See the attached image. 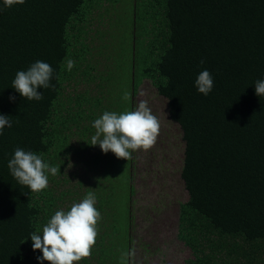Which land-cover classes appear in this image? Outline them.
Wrapping results in <instances>:
<instances>
[{"label":"trees","instance_id":"1","mask_svg":"<svg viewBox=\"0 0 264 264\" xmlns=\"http://www.w3.org/2000/svg\"><path fill=\"white\" fill-rule=\"evenodd\" d=\"M102 1L24 0L0 11V113L12 121L0 135V264H40L42 252L33 250L30 234L42 232L57 210L81 202L94 185L114 190L113 183L102 185L111 179L85 181L90 172L72 169L87 155L101 161L100 147L89 145L93 121L124 105L119 95L107 103L118 87L101 91L106 79L125 91L129 83L130 103L122 110L130 105V111L140 85L150 80L183 131L181 178L189 197L180 204L177 236L191 255L180 264H264V96L255 92L264 79V0H158L165 30L156 32L160 25L152 21L155 43L139 56V0H130L129 25L122 27L118 6ZM102 9V16L111 14L105 36L92 24ZM119 27L128 29L130 52L117 50ZM66 58L75 61L71 72ZM37 60L53 68L52 87L39 89L41 100L28 101L12 81ZM204 69L214 78L207 97L195 87ZM18 147L60 168L39 193L10 174L8 161ZM71 178L80 179L72 184ZM126 191L132 203L130 180ZM99 211L91 255L74 264H120V243L111 236L125 232L123 219L132 248V211L122 220L112 210Z\"/></svg>","mask_w":264,"mask_h":264},{"label":"rangeland","instance_id":"2","mask_svg":"<svg viewBox=\"0 0 264 264\" xmlns=\"http://www.w3.org/2000/svg\"><path fill=\"white\" fill-rule=\"evenodd\" d=\"M157 1L139 0V17L141 18L140 31L143 33L141 35L144 46L138 51V56L143 55V53L147 55L151 48L150 45L155 43V36L152 34L154 25L152 21L157 19L160 25L156 29V32L158 30H165V25H163V21L161 20L162 8H160V4ZM112 2L114 6H118L116 24L121 27L129 25L127 23L130 16L128 6L131 1L112 0ZM107 4H109L107 0L102 1L103 6ZM103 14H105L104 9H102V12L101 10L94 12L92 24L93 31H97L100 28V32L96 33H101V35L103 34L105 36V30L108 29L109 22L111 21V14L102 16ZM127 32V28H125V31L120 28L119 45L117 48L119 52L125 49L129 52L132 51L130 49L132 46H125L130 42L126 38L128 35H125ZM98 42L97 40L95 44L98 45ZM122 42H125V44L122 45ZM124 47L126 48L123 49ZM95 51L98 52V49H95ZM138 68H142L141 63H138ZM109 82L111 83L109 84ZM101 83L102 85L99 83L101 91H108L113 85L118 87L114 91H111L114 95L108 96L107 103L115 101V95L122 97V94L129 92L130 89L129 83L125 86L127 89L125 91L124 88L119 87V84H115V79L111 81L110 79H106ZM104 99L106 100L105 97ZM123 101L124 105L126 103L128 104L130 103V98L127 101ZM132 101L134 103V109L138 107L141 101H146L153 114L158 118L160 130L156 143L148 150L141 149L133 152L132 156L127 159L119 158L112 152L109 154V157L112 159H107V154L99 149L97 151L99 153L97 158H100L101 161L90 158L87 155L84 157L87 159L77 160L79 164L72 169L79 170L82 174L90 172L87 177L89 179L102 177L103 179L112 180V182L103 181L102 185L105 188L113 183L115 185L113 191L112 189L103 190L98 185L93 186L92 190L94 193H92V190H87L88 193L94 194L95 200L97 201L95 207L98 210H101L103 207L106 213L112 210L116 213L115 215L118 214L121 217V220L123 219L122 216L128 218L129 213L131 214L132 211L133 220L130 230L132 247L135 248L136 252L133 264H180L191 255L190 249L177 236L180 204L187 201L189 197L181 178L185 150L183 131L179 124L171 119L167 99L158 94L157 89L150 80L146 79L142 82L138 94ZM84 103L93 104L89 100ZM98 103L99 101H96V104ZM123 106H117L113 110L118 113L130 111V105L125 106L122 110ZM131 158H133L132 161ZM132 175H134L132 185L134 186L135 192L131 200L132 203H129L126 188ZM71 179L72 184L79 181V179ZM99 184L101 185L100 182ZM85 188L87 189L88 186H85ZM80 194H83V190H80ZM105 201L106 204L104 205L103 202ZM123 221L125 232L117 236H111L112 239L120 243L118 247L116 246L117 249L115 250L119 251L120 256L123 250L129 248V228L126 219H123ZM107 255L111 256L110 253ZM108 260L111 261V259Z\"/></svg>","mask_w":264,"mask_h":264},{"label":"clouds","instance_id":"3","mask_svg":"<svg viewBox=\"0 0 264 264\" xmlns=\"http://www.w3.org/2000/svg\"><path fill=\"white\" fill-rule=\"evenodd\" d=\"M15 3H24V0H0V11L5 7H12ZM74 66L75 61L66 58V70L71 72ZM53 73L49 63L37 60L27 70L16 73L12 88L28 101H39L43 98L39 89L52 87ZM195 87L197 92L205 97L211 94L214 78L209 70L204 69L198 74ZM255 92L259 97L264 96V79L256 81ZM130 95L131 93L124 92L122 99L127 101ZM10 99L14 101L15 97ZM9 117L0 113V135H3L6 127H12ZM93 127L95 134L88 144L98 145L105 154L112 152L124 159L131 157L137 150L150 149L156 143L160 130L158 118L146 101H141L138 107L131 111H104L93 121ZM8 169L16 181L22 186H27L32 193L46 189L49 174L55 176L60 172V168L43 159V154L19 147L9 159ZM95 202L94 194L89 193L81 202L74 203L69 210H57L44 224L42 232L30 234L33 250L42 252V256H37L40 264H44V261L50 264H74L91 255L96 244L97 221L101 216ZM135 254L134 247L123 250L120 264H133Z\"/></svg>","mask_w":264,"mask_h":264},{"label":"crops","instance_id":"4","mask_svg":"<svg viewBox=\"0 0 264 264\" xmlns=\"http://www.w3.org/2000/svg\"><path fill=\"white\" fill-rule=\"evenodd\" d=\"M107 159H112V158H110L109 155H108V158H107ZM132 159H133V158H131V161H132ZM131 163H132V162H131ZM132 173H133V164H132ZM77 179H78V178H77ZM79 179H80V178H79ZM83 179H84L85 181H86V179H87V181H88L89 178H86V179L83 178ZM99 179H103V178H102V177H97V179H92V181L95 182V181H97V180H99ZM131 179H134V175L131 176ZM131 179H130V181H131V184H132V180H131ZM133 187H134V186H133ZM134 192H135V190H134Z\"/></svg>","mask_w":264,"mask_h":264}]
</instances>
